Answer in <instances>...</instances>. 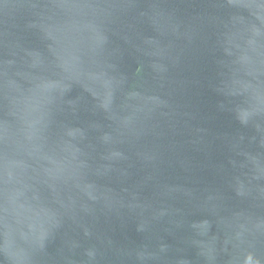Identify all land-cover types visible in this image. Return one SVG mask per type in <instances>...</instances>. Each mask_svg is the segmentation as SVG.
<instances>
[{"label": "water", "instance_id": "obj_1", "mask_svg": "<svg viewBox=\"0 0 264 264\" xmlns=\"http://www.w3.org/2000/svg\"><path fill=\"white\" fill-rule=\"evenodd\" d=\"M0 264H264V0H0Z\"/></svg>", "mask_w": 264, "mask_h": 264}]
</instances>
